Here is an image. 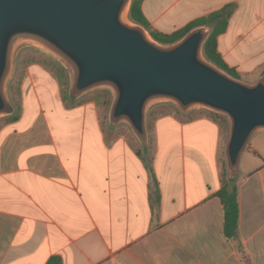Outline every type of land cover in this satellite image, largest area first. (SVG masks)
Listing matches in <instances>:
<instances>
[{
    "label": "crops",
    "instance_id": "obj_1",
    "mask_svg": "<svg viewBox=\"0 0 264 264\" xmlns=\"http://www.w3.org/2000/svg\"><path fill=\"white\" fill-rule=\"evenodd\" d=\"M226 7L233 11L218 52L256 83L264 0L142 3L163 34ZM32 79L19 113L0 124V264H47L54 255L63 264H264V131L241 159L230 238L218 195L227 121L199 110L158 113L145 149L103 123L92 102L68 104L52 75Z\"/></svg>",
    "mask_w": 264,
    "mask_h": 264
},
{
    "label": "water",
    "instance_id": "obj_2",
    "mask_svg": "<svg viewBox=\"0 0 264 264\" xmlns=\"http://www.w3.org/2000/svg\"><path fill=\"white\" fill-rule=\"evenodd\" d=\"M131 2L0 0V116L14 112L7 87L19 49L33 44L70 67L72 99L94 88L112 90L111 126L128 123L145 149L147 111L156 102H172L184 112L206 107L226 115L225 153L229 178L236 180L245 150L264 131V76L248 83L208 60L207 25L173 44L157 41L131 20Z\"/></svg>",
    "mask_w": 264,
    "mask_h": 264
},
{
    "label": "rangeland",
    "instance_id": "obj_3",
    "mask_svg": "<svg viewBox=\"0 0 264 264\" xmlns=\"http://www.w3.org/2000/svg\"><path fill=\"white\" fill-rule=\"evenodd\" d=\"M37 75H52L53 77H55L61 94L68 104H83L85 102H92L93 104H95L98 109L101 121L106 125H111L109 115L115 97L114 92L107 88H94L92 90H89L81 97L72 99L70 96V89L72 86V72L70 67L61 58L33 44L23 46L17 53L15 68L7 87V96L14 107V112L8 115L0 116V124L4 121L12 119L19 113L20 107L22 105V92L23 90L32 91L33 89H35V85H37V83L33 82L32 78H35V76ZM41 84L42 83H40L39 85ZM41 95H43L42 92ZM194 110H199L203 113H208L218 118H222L223 120L227 121L230 130V120L226 115L218 113L206 107L195 108L191 111ZM174 111L185 113L172 102H156L148 108L147 125L149 138L151 137L150 130L152 128L151 124L153 118L158 113L165 114ZM116 127L122 129L126 134L134 135L135 137H137L128 123L122 122ZM138 141L140 142L139 139ZM223 162L225 169L224 179H227L229 178V171L226 153L224 155Z\"/></svg>",
    "mask_w": 264,
    "mask_h": 264
},
{
    "label": "trees",
    "instance_id": "obj_4",
    "mask_svg": "<svg viewBox=\"0 0 264 264\" xmlns=\"http://www.w3.org/2000/svg\"><path fill=\"white\" fill-rule=\"evenodd\" d=\"M144 0H132L129 16L132 21L143 25L156 39L163 44H173L183 38L190 30L197 26L207 25L211 28V32L204 44V54L208 60L216 64L234 77L240 78L239 73L223 60L217 49V38L227 26L228 19L233 11L231 7H226L220 11L203 17L182 30L172 34H163L155 31L147 21L143 10L142 3ZM225 210L224 231L228 237L236 236L239 227L240 205L239 192L235 180L229 178L224 180L221 189L218 191ZM47 264H63L62 258L58 255L52 256Z\"/></svg>",
    "mask_w": 264,
    "mask_h": 264
},
{
    "label": "bare ground",
    "instance_id": "obj_5",
    "mask_svg": "<svg viewBox=\"0 0 264 264\" xmlns=\"http://www.w3.org/2000/svg\"><path fill=\"white\" fill-rule=\"evenodd\" d=\"M122 17L123 18H126V12L123 13Z\"/></svg>",
    "mask_w": 264,
    "mask_h": 264
}]
</instances>
